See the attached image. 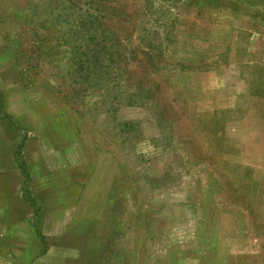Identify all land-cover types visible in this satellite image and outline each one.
I'll use <instances>...</instances> for the list:
<instances>
[{"label":"rangeland","instance_id":"rangeland-1","mask_svg":"<svg viewBox=\"0 0 264 264\" xmlns=\"http://www.w3.org/2000/svg\"><path fill=\"white\" fill-rule=\"evenodd\" d=\"M0 264H264V0H0Z\"/></svg>","mask_w":264,"mask_h":264},{"label":"trees","instance_id":"trees-1","mask_svg":"<svg viewBox=\"0 0 264 264\" xmlns=\"http://www.w3.org/2000/svg\"><path fill=\"white\" fill-rule=\"evenodd\" d=\"M139 89L141 88V87H138ZM23 167H25V165L23 166ZM25 174V173H24Z\"/></svg>","mask_w":264,"mask_h":264}]
</instances>
